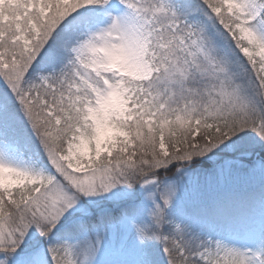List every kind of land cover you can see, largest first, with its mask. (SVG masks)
I'll list each match as a JSON object with an SVG mask.
<instances>
[{
	"label": "snow or ice",
	"instance_id": "1",
	"mask_svg": "<svg viewBox=\"0 0 264 264\" xmlns=\"http://www.w3.org/2000/svg\"><path fill=\"white\" fill-rule=\"evenodd\" d=\"M0 264H264V0H0Z\"/></svg>",
	"mask_w": 264,
	"mask_h": 264
}]
</instances>
